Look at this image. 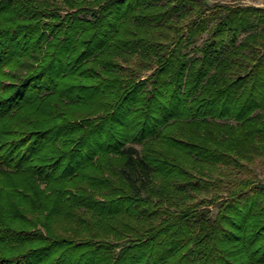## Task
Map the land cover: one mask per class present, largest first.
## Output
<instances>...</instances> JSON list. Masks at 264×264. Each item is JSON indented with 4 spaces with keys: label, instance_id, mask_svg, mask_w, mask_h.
Returning a JSON list of instances; mask_svg holds the SVG:
<instances>
[{
    "label": "trees",
    "instance_id": "obj_1",
    "mask_svg": "<svg viewBox=\"0 0 264 264\" xmlns=\"http://www.w3.org/2000/svg\"><path fill=\"white\" fill-rule=\"evenodd\" d=\"M259 157L264 9L0 0V264H264Z\"/></svg>",
    "mask_w": 264,
    "mask_h": 264
},
{
    "label": "rangeland",
    "instance_id": "obj_2",
    "mask_svg": "<svg viewBox=\"0 0 264 264\" xmlns=\"http://www.w3.org/2000/svg\"><path fill=\"white\" fill-rule=\"evenodd\" d=\"M208 4L220 3L228 5L255 6L264 9V0H204ZM203 38V36H202ZM250 172V177H255L259 181H264V157L256 158L252 163L245 165ZM243 176H246L244 174Z\"/></svg>",
    "mask_w": 264,
    "mask_h": 264
}]
</instances>
